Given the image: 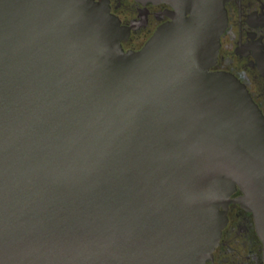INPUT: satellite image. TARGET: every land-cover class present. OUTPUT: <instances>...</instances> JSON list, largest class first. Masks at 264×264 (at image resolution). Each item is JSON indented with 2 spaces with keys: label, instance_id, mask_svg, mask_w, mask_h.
I'll return each instance as SVG.
<instances>
[{
  "label": "water",
  "instance_id": "1",
  "mask_svg": "<svg viewBox=\"0 0 264 264\" xmlns=\"http://www.w3.org/2000/svg\"><path fill=\"white\" fill-rule=\"evenodd\" d=\"M136 1L175 13L125 52L105 0H0V264H206L233 201L264 245V116L210 70L229 0Z\"/></svg>",
  "mask_w": 264,
  "mask_h": 264
},
{
  "label": "flooded vegetation",
  "instance_id": "2",
  "mask_svg": "<svg viewBox=\"0 0 264 264\" xmlns=\"http://www.w3.org/2000/svg\"><path fill=\"white\" fill-rule=\"evenodd\" d=\"M112 14L130 29L125 52L139 51L162 25L172 20L170 3L143 4L136 0H105ZM212 72L235 76L264 116V0H229ZM243 196L238 190L232 199ZM227 224L218 247L206 264H264V245L254 214L238 202L228 205Z\"/></svg>",
  "mask_w": 264,
  "mask_h": 264
}]
</instances>
